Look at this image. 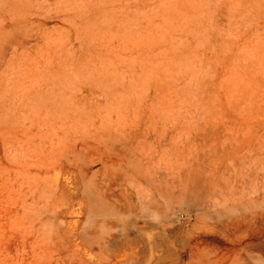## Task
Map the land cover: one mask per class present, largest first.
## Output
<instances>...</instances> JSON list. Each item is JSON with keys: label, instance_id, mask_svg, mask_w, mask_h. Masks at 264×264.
Listing matches in <instances>:
<instances>
[{"label": "rangeland", "instance_id": "1", "mask_svg": "<svg viewBox=\"0 0 264 264\" xmlns=\"http://www.w3.org/2000/svg\"><path fill=\"white\" fill-rule=\"evenodd\" d=\"M0 264H264V0H0Z\"/></svg>", "mask_w": 264, "mask_h": 264}, {"label": "bare ground", "instance_id": "2", "mask_svg": "<svg viewBox=\"0 0 264 264\" xmlns=\"http://www.w3.org/2000/svg\"><path fill=\"white\" fill-rule=\"evenodd\" d=\"M82 142V141H81ZM86 142V141H85ZM82 144V143H81ZM85 146H82L81 147V149L85 152V151H87V149H88V147L89 146H87L86 147V144H84ZM60 167V166H59ZM49 169L51 170L49 173H56V171L57 170H60L61 168H58V167H56V165H53V164H50V166L48 167V171H49ZM59 172V171H58ZM46 184L49 186V187H53L54 188V190L55 189H58L57 191L58 192H61L62 193V195H63V193H64V195H65V189H71V188H68L67 186L68 185H66V183L64 184V183H59V179H58V177L56 176V175H52L48 180H47V182H46ZM72 185V184H71ZM51 190V189H50ZM67 191V190H66ZM69 192V191H68ZM68 195V194H67ZM69 195H71L70 193H69ZM69 197V196H68ZM147 224V223H146Z\"/></svg>", "mask_w": 264, "mask_h": 264}]
</instances>
